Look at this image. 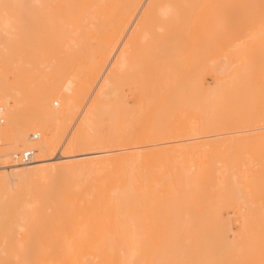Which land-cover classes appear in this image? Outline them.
<instances>
[{
    "label": "bare ground",
    "instance_id": "6f19581e",
    "mask_svg": "<svg viewBox=\"0 0 264 264\" xmlns=\"http://www.w3.org/2000/svg\"><path fill=\"white\" fill-rule=\"evenodd\" d=\"M0 106V264H264V0H0Z\"/></svg>",
    "mask_w": 264,
    "mask_h": 264
},
{
    "label": "built area",
    "instance_id": "2783aa9c",
    "mask_svg": "<svg viewBox=\"0 0 264 264\" xmlns=\"http://www.w3.org/2000/svg\"><path fill=\"white\" fill-rule=\"evenodd\" d=\"M2 123V116H1V106H0V124ZM1 145V141H0ZM32 158V152L31 151H25L21 153L16 159L19 160L20 163H28Z\"/></svg>",
    "mask_w": 264,
    "mask_h": 264
},
{
    "label": "rangeland",
    "instance_id": "374dc122",
    "mask_svg": "<svg viewBox=\"0 0 264 264\" xmlns=\"http://www.w3.org/2000/svg\"><path fill=\"white\" fill-rule=\"evenodd\" d=\"M126 88H128V86H124V87H123V90H122V93H123V94L120 95V96L122 97V96H125V95H126V98L123 97V99H125L126 101L129 102L131 96H129V95H128L129 97L127 96V93H128V91H129V90H128L129 88H128L127 90H126ZM94 91H95V90H94ZM126 92H127V93H126ZM129 94H130V93H129ZM121 97H120V98H121ZM127 97H128V98H127ZM86 100L89 102L90 99H89V98H88V99L86 98L85 101H83V104L85 103V104L87 105L88 102H87ZM85 104H84V105H85ZM62 151H63V150H61V152H62ZM93 151H94V150H93ZM86 152H87V151H86ZM88 152H90V151H88ZM57 156H58V154H57ZM236 227H238V226H236Z\"/></svg>",
    "mask_w": 264,
    "mask_h": 264
}]
</instances>
